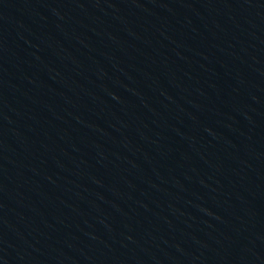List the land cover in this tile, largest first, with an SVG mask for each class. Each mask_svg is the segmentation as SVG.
I'll return each instance as SVG.
<instances>
[{
  "label": "water",
  "instance_id": "obj_1",
  "mask_svg": "<svg viewBox=\"0 0 264 264\" xmlns=\"http://www.w3.org/2000/svg\"><path fill=\"white\" fill-rule=\"evenodd\" d=\"M0 264H264V0H0Z\"/></svg>",
  "mask_w": 264,
  "mask_h": 264
}]
</instances>
